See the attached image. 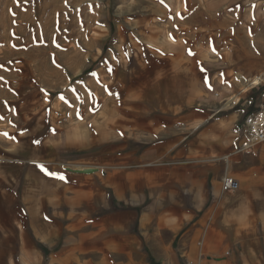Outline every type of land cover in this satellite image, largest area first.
<instances>
[{
  "label": "crops",
  "instance_id": "0c3cea01",
  "mask_svg": "<svg viewBox=\"0 0 264 264\" xmlns=\"http://www.w3.org/2000/svg\"><path fill=\"white\" fill-rule=\"evenodd\" d=\"M157 40L111 54L70 110L0 129V264H264L259 104L223 105L205 54Z\"/></svg>",
  "mask_w": 264,
  "mask_h": 264
},
{
  "label": "rangeland",
  "instance_id": "374dc122",
  "mask_svg": "<svg viewBox=\"0 0 264 264\" xmlns=\"http://www.w3.org/2000/svg\"><path fill=\"white\" fill-rule=\"evenodd\" d=\"M163 37L206 55L223 105L264 100V0H0V129L43 124L111 54L131 65Z\"/></svg>",
  "mask_w": 264,
  "mask_h": 264
},
{
  "label": "built area",
  "instance_id": "2783aa9c",
  "mask_svg": "<svg viewBox=\"0 0 264 264\" xmlns=\"http://www.w3.org/2000/svg\"><path fill=\"white\" fill-rule=\"evenodd\" d=\"M247 140L243 148L247 149L253 144H264V100L259 103L255 111L249 113L243 122ZM223 191L233 192L239 189V183L233 177L223 179Z\"/></svg>",
  "mask_w": 264,
  "mask_h": 264
},
{
  "label": "snow or ice",
  "instance_id": "6c2138e0",
  "mask_svg": "<svg viewBox=\"0 0 264 264\" xmlns=\"http://www.w3.org/2000/svg\"><path fill=\"white\" fill-rule=\"evenodd\" d=\"M49 175H52V173H48ZM59 179H61V180H63L64 179V177L63 176H60V177H58Z\"/></svg>",
  "mask_w": 264,
  "mask_h": 264
},
{
  "label": "bare ground",
  "instance_id": "6f19581e",
  "mask_svg": "<svg viewBox=\"0 0 264 264\" xmlns=\"http://www.w3.org/2000/svg\"><path fill=\"white\" fill-rule=\"evenodd\" d=\"M244 43V42H243ZM241 44V43H240ZM256 83L255 84H258V80L255 81Z\"/></svg>",
  "mask_w": 264,
  "mask_h": 264
}]
</instances>
